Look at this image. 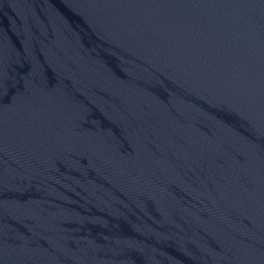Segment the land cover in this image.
I'll use <instances>...</instances> for the list:
<instances>
[{"label": "water", "instance_id": "95a60500", "mask_svg": "<svg viewBox=\"0 0 264 264\" xmlns=\"http://www.w3.org/2000/svg\"><path fill=\"white\" fill-rule=\"evenodd\" d=\"M0 264H264V0H0Z\"/></svg>", "mask_w": 264, "mask_h": 264}]
</instances>
